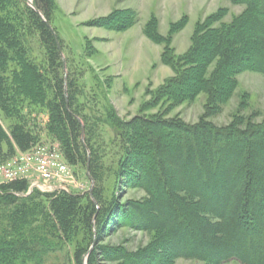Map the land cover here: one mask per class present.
I'll return each instance as SVG.
<instances>
[{"label":"trees","instance_id":"1","mask_svg":"<svg viewBox=\"0 0 264 264\" xmlns=\"http://www.w3.org/2000/svg\"><path fill=\"white\" fill-rule=\"evenodd\" d=\"M229 1L244 12L231 23L221 24L222 11L198 23L183 56L159 35L156 19L144 29L163 46L161 62L174 75L147 92L140 112L160 105L169 112L205 94V113L190 125L166 112L129 121L113 108L103 119L85 115L52 28L54 0H0V113L14 122L7 132L0 121V165L42 146L32 116L45 111L46 134L94 183L86 194L30 192L24 180L0 185V264H44L67 244L75 246L68 264H264V119L209 121L233 97L239 75L264 76V0ZM138 22L137 12L117 10L91 26L120 33ZM99 124L111 128L119 148L117 189L140 190L145 199L123 204L117 191L106 196ZM122 227L151 234V243L135 252L98 245Z\"/></svg>","mask_w":264,"mask_h":264},{"label":"rangeland","instance_id":"2","mask_svg":"<svg viewBox=\"0 0 264 264\" xmlns=\"http://www.w3.org/2000/svg\"><path fill=\"white\" fill-rule=\"evenodd\" d=\"M31 6L30 0H25ZM57 10L52 18V28L62 41V58L65 69L73 73L79 89L82 90L79 102L84 105V114L105 118L106 111L113 108L124 121L138 115L165 113L166 106H158L141 113L146 101H150L147 92L155 91L174 75L170 67L161 62L163 46L151 41L144 33L147 22L156 19L158 32L164 38H170L171 48L177 56H183L191 46V37L195 26L209 16L223 12L222 23L231 21L244 12L243 6H235L229 0H54ZM133 10L139 14V22L125 32H113L91 26V22L108 17L117 10ZM178 25L181 30L171 32ZM217 24L216 26H219ZM90 48V50H88ZM36 57L40 60V47L34 43ZM207 97L200 94L192 103H185L166 112L168 118L179 117L185 123H198L205 113ZM26 112V111H25ZM35 111L38 129L43 130L41 144L47 154H54V161L68 166V172L57 174L53 184L55 192L86 194L93 189L94 183L89 172L82 167L74 168L64 159L60 145L44 131L48 117L45 111ZM237 119L260 123L264 119V76L246 72L237 77V88L233 97L223 105L221 112L209 119L217 126H226ZM0 121L9 132L12 120L0 113ZM98 137L100 153L105 166L104 190L106 196L117 191L119 200L124 204L131 200H143L145 193L140 190H118L113 173L118 161L119 148L115 145L114 133L108 125L99 124ZM36 148V147H35ZM28 152L17 151L14 156L0 165L15 160ZM31 162L29 169L35 172L39 164ZM29 167V168H28ZM19 170V171H21ZM18 171V173H19ZM13 174L3 175L0 171V185L24 180L13 170ZM23 174L24 171L22 172ZM27 175V174H26ZM29 175V174H28ZM24 176V175H21ZM25 181V180H24ZM152 235L130 228L108 230L103 242L98 244L108 248H122L135 252L148 246ZM75 246L66 245L61 251L46 258L44 264H68L73 258ZM99 264H109L101 262ZM175 264H204L198 261L178 260ZM228 264H240L232 261Z\"/></svg>","mask_w":264,"mask_h":264},{"label":"built area","instance_id":"3","mask_svg":"<svg viewBox=\"0 0 264 264\" xmlns=\"http://www.w3.org/2000/svg\"><path fill=\"white\" fill-rule=\"evenodd\" d=\"M36 151H32L29 153H24L19 155L15 160L6 163L0 168V171L3 175H9L13 170L18 173L19 170L25 168L26 166H30L31 162H36L35 164H39V168L35 169V172L29 171V169H24L19 171V178H23L28 182L31 189L39 190L43 193H53L55 192V188L53 187L54 182L56 181V173L65 174L68 172V166L59 163V161H54L55 155L47 154V150L42 147H36ZM28 167V168H29ZM56 170V173L54 172ZM26 172V174H23ZM29 174V175H28ZM24 175V176H21Z\"/></svg>","mask_w":264,"mask_h":264},{"label":"water","instance_id":"4","mask_svg":"<svg viewBox=\"0 0 264 264\" xmlns=\"http://www.w3.org/2000/svg\"><path fill=\"white\" fill-rule=\"evenodd\" d=\"M30 4L32 5V0H30ZM49 27L51 28V26L49 25Z\"/></svg>","mask_w":264,"mask_h":264}]
</instances>
